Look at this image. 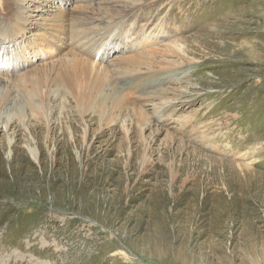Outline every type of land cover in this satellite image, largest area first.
I'll use <instances>...</instances> for the list:
<instances>
[{"label": "rangeland", "instance_id": "1", "mask_svg": "<svg viewBox=\"0 0 264 264\" xmlns=\"http://www.w3.org/2000/svg\"><path fill=\"white\" fill-rule=\"evenodd\" d=\"M58 1L0 0V264H264V0Z\"/></svg>", "mask_w": 264, "mask_h": 264}, {"label": "bare ground", "instance_id": "2", "mask_svg": "<svg viewBox=\"0 0 264 264\" xmlns=\"http://www.w3.org/2000/svg\"><path fill=\"white\" fill-rule=\"evenodd\" d=\"M21 3L24 5L20 7V11L17 17V21L21 24V26L23 27H28V26H33V25H37L39 22V19L41 18L43 13L49 12V11H53L54 9L60 7V5L55 4L56 1L58 0H20ZM62 2H70V0H61ZM29 2H39L41 4V7L38 6L37 8H32L34 11V13H29V6L28 4H30ZM59 3V1H58ZM38 12V13H37ZM43 28L47 31L51 30L53 27H55L52 22L50 21H46L41 23ZM99 34L95 33L93 35H87L85 40H83V42L85 43V45H88V47L91 46L92 43L97 42L99 36ZM36 80V79H35ZM38 80V79H37ZM42 82L41 79H39L36 83V87H38V84ZM41 84V83H40ZM41 86V85H40ZM31 151L34 152V150L31 148Z\"/></svg>", "mask_w": 264, "mask_h": 264}]
</instances>
